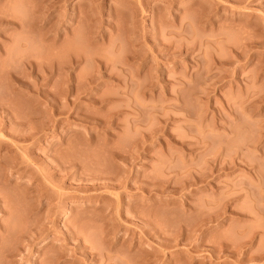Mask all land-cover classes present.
<instances>
[{
  "label": "rangeland",
  "instance_id": "rangeland-1",
  "mask_svg": "<svg viewBox=\"0 0 264 264\" xmlns=\"http://www.w3.org/2000/svg\"><path fill=\"white\" fill-rule=\"evenodd\" d=\"M0 106V264H264V0H0Z\"/></svg>",
  "mask_w": 264,
  "mask_h": 264
},
{
  "label": "bare ground",
  "instance_id": "bare-ground-1",
  "mask_svg": "<svg viewBox=\"0 0 264 264\" xmlns=\"http://www.w3.org/2000/svg\"><path fill=\"white\" fill-rule=\"evenodd\" d=\"M16 78H18V77H16ZM0 107H1V106H0ZM18 109H19V108H18ZM0 111H1V110H0ZM18 112H19V111H18ZM13 113L15 114V112H13ZM16 114H17V113H16ZM20 114H21V113H20ZM24 114H25V113H24ZM44 114H45V113H44ZM17 115H18V114H17ZM46 115H47V114H46ZM23 118H24V117H23ZM11 121H12V120H11ZM17 121H18V119H17ZM23 122H24V121H23ZM19 123H20V122H19ZM28 123H29V122H28ZM16 126H17V125H16ZM10 130H12V129H10ZM21 131H22V130H21ZM21 131H20V132H21ZM10 132H11V131H10ZM14 132H15V131H14ZM19 135H20V134H19ZM14 136H15V135H14ZM20 136H21V135H20ZM23 137H24V136H23ZM18 138H19V137H18ZM23 140H24V139H23ZM0 143H1V142H0ZM1 155H2V154H1ZM2 156H3V155H2ZM0 163H1V161H0ZM3 164H4V163H3ZM8 165H9V164H8ZM113 179H114V178H113ZM24 214H25V213H24ZM150 228H152V227H150ZM152 229H153V228H152ZM179 229H180V228H179ZM181 229H182V228H181ZM148 230H149V229H148ZM150 231H151V230H149V233H150ZM154 231H155V228H154ZM175 231H176V230H175ZM175 231H174V232H175ZM159 232H160V231H159ZM165 232H166V231H165ZM183 232H184V231H183ZM185 232H186V229H185ZM185 232H184V233H185ZM147 233H148V232H147ZM168 233H169V232H168ZM166 234H167V233H166ZM176 242H177V241H176ZM166 245H167V244H166ZM166 247H167V246H166ZM139 251H140V249H139ZM141 251H142V254H144V253L146 254V252H148V253L151 252L150 249L148 250V249H146L145 247H144L143 249H141ZM154 252H155V251H154ZM145 254H144V255H145ZM149 255H150V254H149ZM147 256H148V255H147ZM140 257H141V256H140ZM145 257H146V256H145ZM143 258H144V257H143ZM145 260H146V259H145ZM147 261H149V259H147L146 262H147ZM142 262H143V261H142ZM144 262H145V261H144ZM144 262H143V264H144ZM140 263H141V262H140Z\"/></svg>",
  "mask_w": 264,
  "mask_h": 264
}]
</instances>
